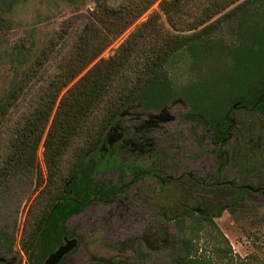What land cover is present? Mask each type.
I'll list each match as a JSON object with an SVG mask.
<instances>
[{
    "label": "trees",
    "instance_id": "trees-1",
    "mask_svg": "<svg viewBox=\"0 0 264 264\" xmlns=\"http://www.w3.org/2000/svg\"><path fill=\"white\" fill-rule=\"evenodd\" d=\"M155 1L94 0V8L87 14L62 23L0 100V128L10 121L13 113L21 111L0 165V183L13 174L34 172L38 185L42 186L37 195L40 199L37 222L28 241L22 243L28 264L43 262L63 243L64 237L73 236L67 226L72 215L81 213L95 201L110 202L116 198L122 186L110 179H98L99 174L113 168L122 173L131 164L136 170H142L134 161L127 162L123 147L113 143L120 140L122 131L126 132L124 125L129 124L130 109L136 104L143 111L159 110L182 97L189 105L183 117L210 129L216 156L226 157L222 163L235 159L244 175L255 176L259 183H264V7L254 13L255 20H249L251 15L247 13L250 7L256 10L263 0H241L230 9L232 11L222 15L224 19L242 13L248 19L238 22L235 45L211 37L214 22H208L204 14L188 28L193 31L184 35L162 33V26L154 16L149 17L112 55L88 68L65 91L53 113L60 92ZM189 1L161 0L160 9L169 16ZM145 40L149 41L151 53L142 58L141 66L136 64L133 69V61L143 54ZM182 52L191 58L195 75L177 85L170 60ZM129 71L134 75H129ZM236 109L254 111L259 117L232 118V111ZM95 112L101 113V118L94 129L91 117ZM77 140H81L82 145L71 156L66 171L64 156ZM230 140L233 145L222 150L220 146ZM41 143L47 169L45 178L37 158ZM136 170L134 174H138ZM214 191L219 202L250 198V192L242 185L236 191L225 186L215 187ZM57 198L59 202L38 235ZM212 213L215 216L219 210L214 209ZM192 215L188 211L177 219L182 230L185 229L184 218ZM195 218L201 219H194L193 224L187 226L189 234L177 238L170 261L156 264L259 262L251 254L244 257L233 254L212 216ZM203 220L208 223L204 225ZM201 232L206 233L204 241L210 248V256L198 252L201 250L198 242L203 241ZM13 243V234L0 228V253H10ZM139 256L141 262L98 258L82 264H144L145 255ZM1 258L0 264L9 262Z\"/></svg>",
    "mask_w": 264,
    "mask_h": 264
},
{
    "label": "rangeland",
    "instance_id": "rangeland-1",
    "mask_svg": "<svg viewBox=\"0 0 264 264\" xmlns=\"http://www.w3.org/2000/svg\"><path fill=\"white\" fill-rule=\"evenodd\" d=\"M240 1L234 0L230 4L229 0H190L184 7L176 9L168 16L160 9L161 0H156L114 39L84 72L60 92L53 113L65 91L88 68L100 59L112 55L118 46L151 16L162 26V33L164 31L184 35L193 31L188 28L197 17L204 14L208 16V22H214L211 37L220 38L228 45L237 44L236 26L243 18L248 19L242 13L224 19L221 17L228 10L232 11L230 9ZM263 7L264 0L262 4L257 5L256 10L250 7L247 11L251 15L249 20H255L257 17L254 13H258ZM93 8L94 0H0V100L9 86L20 77L21 71L39 55L63 22L74 16L87 14ZM148 42L144 41L143 54L133 61V69L136 64L141 66L142 58L151 53ZM170 64L177 85L185 83L195 75V70L191 68V58L185 52L178 53L170 60ZM128 74L134 75L130 71ZM188 108V103L179 96L163 109L143 111L137 104L130 109L133 116L147 113L159 119L158 125L149 133L155 148L152 153L160 154L156 159L152 154V161H159L158 168L153 172L170 176L171 179L166 180L158 195L154 190L158 187L155 180L134 174L136 167L132 164L127 165L122 173L113 168L99 174L98 179H110L118 186H123V189L110 202L95 201L81 213L68 219L67 226L73 234L69 238H76L77 245L62 259L61 264H82L98 258L105 261L130 259L141 262L138 260L141 254L145 255L144 264L168 262L175 254L177 238L189 234L187 226L193 224L194 219H201L195 218L198 216L213 217L228 240L233 254L240 257L251 254L258 258L257 264H264V193L252 192L249 199L244 198L239 202L227 199L219 202L214 189L205 190L186 181L185 175L190 173L191 177L207 183L217 177L213 174L215 171L218 179L222 177L232 180L234 186L253 185L256 181L255 176H246L240 171L235 159L227 163L226 167L215 161L216 153L210 139V129L196 121L185 119L183 114ZM20 112L18 110L13 113L10 121L0 128V165L8 150L9 139L14 133V123L17 122ZM255 117L259 115L254 111H232V118L250 120ZM100 118L99 112H95L91 117L94 129ZM262 119L264 120V117ZM141 124L142 121L133 119L130 125L138 127ZM231 144L230 140L220 148L229 149L233 145ZM81 145V140H77L74 146L68 149L63 161L66 171L71 156ZM125 150L127 162L134 161L129 148L126 147ZM37 158L45 178L47 169L42 143L37 149ZM143 162L149 166L148 159ZM143 162L135 160L134 164L142 166ZM176 178H179L178 183H175ZM125 183L128 184L124 186ZM41 188L34 172L13 174L0 183V228L14 236L13 250L10 253H0V257L9 261L7 264L29 262L22 243L28 241L37 222L40 209V199H37V195ZM214 209L219 210L215 216L212 213ZM188 211L193 215L184 218L185 229L182 230L177 219L182 218ZM202 223L206 225L208 221L203 220ZM199 235L203 241L198 242L201 248L198 252L210 256V248L204 241L206 233L201 232Z\"/></svg>",
    "mask_w": 264,
    "mask_h": 264
},
{
    "label": "flooded vegetation",
    "instance_id": "flooded-vegetation-1",
    "mask_svg": "<svg viewBox=\"0 0 264 264\" xmlns=\"http://www.w3.org/2000/svg\"><path fill=\"white\" fill-rule=\"evenodd\" d=\"M133 119L142 121V124L139 125L138 127H132V125L130 124ZM158 122H160L158 118L151 116L150 114H147V113H143L141 116L132 115L129 117V124L124 125L126 132L122 131L121 132L122 136L120 140H117L116 142H113V143H116V144L119 143V146H122L124 150L126 147H128L130 150V153L133 154L134 161L141 160L143 162L146 159H148L149 166H146L145 163L143 162L142 170H140L138 174H140L141 176L143 175L145 177L148 176V177L153 178L156 182L155 184L158 185V187L154 189L156 192L155 194L159 195V193H161L164 187V183L166 182V180L169 181L171 177L161 176V173L158 174L157 171H154L155 173L153 172V170H156L158 168L159 161L158 162L157 161L155 162V160L152 161V158H153L152 154H154L155 159L159 157L160 154L159 153L157 154L156 152L152 153L155 148L153 146L154 143L151 141L152 137L149 136V133H150V130L153 129V127H156L158 125ZM224 158L226 159V157L223 156V154L220 157L215 156V161L218 162V164L220 165L222 163V159ZM230 162L231 161L229 160L227 163H230ZM227 163L226 162L224 164L222 163L223 167H226ZM213 174L214 175L216 174L217 177L212 178V181L210 179L207 183H205L204 181H199L198 178L195 179L191 177L190 173H186L185 178L188 183L190 181L194 185L201 187L202 189H205V190L214 189L215 187H219V186L220 187L226 186L232 191L238 190L239 185L234 186V183L232 182V180L223 179L222 177L218 179V174L216 173V171ZM178 179L179 178L175 179V183H178ZM127 184L128 183H125L123 185L125 186ZM263 184L264 183H259L258 179L256 178L255 183L253 185H249L251 186V188L245 187L248 184H243L242 186L250 193L257 192V191L264 193ZM122 189H123V186L121 189L117 191L118 194L122 191Z\"/></svg>",
    "mask_w": 264,
    "mask_h": 264
},
{
    "label": "water",
    "instance_id": "water-1",
    "mask_svg": "<svg viewBox=\"0 0 264 264\" xmlns=\"http://www.w3.org/2000/svg\"><path fill=\"white\" fill-rule=\"evenodd\" d=\"M245 187L247 188H251V186L246 185ZM263 192H264V188H263ZM64 193V192H63ZM60 198H57L53 205L51 206V208L49 209L48 213L46 214L42 225L39 229L38 235L40 234V232L43 230L52 210L56 207L57 203L59 202ZM38 235L36 237V240L33 244H36V241L38 239ZM77 245V239L76 238H68V237H64L63 239V243L60 244L54 251H52L43 262L38 263V264H58V262L64 257L66 256L75 246ZM32 247V249H33ZM2 261L5 260V258H1ZM25 264V263H24Z\"/></svg>",
    "mask_w": 264,
    "mask_h": 264
}]
</instances>
